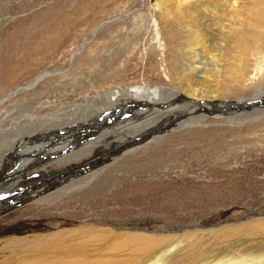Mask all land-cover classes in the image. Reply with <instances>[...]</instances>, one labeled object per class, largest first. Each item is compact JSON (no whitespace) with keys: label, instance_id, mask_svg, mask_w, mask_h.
<instances>
[{"label":"rangeland","instance_id":"374dc122","mask_svg":"<svg viewBox=\"0 0 264 264\" xmlns=\"http://www.w3.org/2000/svg\"><path fill=\"white\" fill-rule=\"evenodd\" d=\"M155 1H167L172 7V21H167L153 6ZM179 1L184 3L185 10H189L185 3L195 6L194 0H0V122L5 120L0 128L9 130L14 118L32 114L24 110L29 107H33L32 112L40 110L47 114L123 84L179 90L169 58L183 42L190 40L184 27L191 24L195 29L199 24L197 19L206 24L213 19L226 21L214 18L212 10L194 13L192 18L186 14L181 20L176 17L175 8ZM254 2L264 7V0H246L243 33L257 43H251L244 53L232 52V57L240 59L237 63L245 61L250 70H262L264 74V19L251 26L248 16L250 11H256ZM177 29L183 33L175 40L172 30ZM253 31L256 32L253 34ZM159 41L163 45H159ZM162 51L164 59H161ZM224 52L230 57L227 48ZM157 57L166 74L148 70L150 60ZM243 90L244 87H238L237 91L232 89L227 93L246 95L251 92L248 88ZM204 94L202 90L196 92L199 97ZM251 107L243 105L238 109L245 111ZM202 111L206 112L205 108H197L198 115L195 112L181 114L182 119L196 114V119L191 118V127L177 121L176 126L171 123L165 128L170 134L179 129L184 133L194 134L195 131L193 136L170 137L169 141L149 144L136 152L119 151L117 146L110 152L104 149L108 144H103L87 153L82 152L81 144L79 150L76 149L79 145L71 146L73 153L61 146L34 156L44 146L29 150L31 145L23 146L24 149L15 145L6 148L19 152L6 156L1 153L5 151L1 147L0 169L6 166L0 176L7 174L8 179L4 185L0 184L4 189L0 195L16 193L20 198L16 207L10 205L3 213L0 211V233L92 223L116 230L170 235V239L178 235L182 240L187 239V243L230 247L234 241L225 238L221 229L264 217V115H243L247 119L242 123L236 121V115L231 112L227 114L229 117L218 113L217 117L210 113L213 111H207L208 120ZM77 117L76 114L71 119ZM255 121L260 125L253 124ZM135 147L139 148V144ZM15 155L26 156L17 157L9 164ZM57 159L59 163L54 162ZM88 172H97L91 181ZM78 175V179L80 175L82 178L71 185L74 182L71 179ZM105 179L109 180L108 184L104 183ZM95 182L98 186L92 187ZM80 183L87 186L79 192L71 191ZM65 189L66 197L61 195ZM27 194L32 198L25 199ZM43 198V203L36 202ZM187 233L197 234L201 239H189L190 236H185ZM252 240L235 243L243 246ZM255 240L254 245L262 239ZM186 250L178 249L179 257Z\"/></svg>","mask_w":264,"mask_h":264},{"label":"bare ground","instance_id":"6f19581e","mask_svg":"<svg viewBox=\"0 0 264 264\" xmlns=\"http://www.w3.org/2000/svg\"><path fill=\"white\" fill-rule=\"evenodd\" d=\"M192 2L195 6L191 7L190 3H185V7L189 9L185 10L183 9L184 3L182 4L179 1L175 7L177 11H175L176 17L181 19L185 18L186 14L191 16L194 13L200 14L201 12H206V10H212L215 13L214 18L218 17L220 20L224 18L226 21H216L213 19L212 23L206 24L205 22H199L200 20L196 18L197 20L195 21L199 24L195 29L190 27V23L189 26L187 24L184 27V32H188L187 37L190 40L187 39L183 42L182 46L178 47V50L173 51L172 58H169V63L173 65L171 70L174 71L179 90H169L167 87L161 86L152 87L150 84V86L143 87L123 84L99 94L88 96L75 104L63 107L58 111L48 112L47 114H42L40 110H37L39 112L36 110L32 112L31 109L33 107H29V109L24 110H27L26 113L32 114L23 113L24 115L21 114L23 116L22 119H15L13 117L14 125L9 130L0 128V148L2 147L4 148L3 151L5 150L1 153H5L6 156H10L15 152L18 153L19 151L17 150L10 149L8 151L7 149L15 145V147L22 148L23 146L27 147L31 145L29 150H36L35 148L44 146L45 149H40L34 154L35 156L41 152L46 154L47 150L61 146H64V149L68 147V150L71 151L73 149L71 146L76 147L79 145L76 148L79 150L81 144H83V148L81 147L80 149H83L82 152L87 153L91 149H96L97 145L101 147L103 144H108L104 149L110 150V152L116 146V149L119 151L127 153L133 150V152H136L149 144L154 146L164 140L168 139L169 141L170 137L174 138L175 136L182 137L186 135L185 137L188 138L193 136L195 131L194 134L191 131L184 133L183 129H179L180 131L177 133L171 131L172 133L170 134L165 131V128L171 123H175L174 126H176L177 121H180V125L191 127V123L193 122L191 118H195L196 114L198 115L196 113L197 108H205L206 112L213 111L210 113L217 117H219L216 115L217 113L221 116H227L231 112V115H236L235 120L238 122L247 119L243 115L246 117L258 114L264 115V74L262 70H250L245 61L237 63L236 61L240 59L232 57L234 56L232 52L236 53V55L244 53L250 48L251 43H257L256 40L250 41L249 37L247 38L243 33V24L246 21V18H243L246 0H208L207 4L198 3L196 0ZM153 6L160 10L167 21L174 19L173 14L171 15L170 13L172 7L167 4V1H155L153 2ZM253 6L256 11L255 13L250 11L248 16L252 20L251 26H256L258 22L264 19L262 15L264 7L259 3H255ZM251 10L253 9L251 8ZM214 25L216 26L214 27ZM180 31L182 30H172L175 40H178L182 35L183 32ZM255 32L253 31V34ZM210 36H212V39ZM257 36L255 34L254 39ZM158 43L159 45L162 44L160 41ZM224 48H227L228 52L230 51L228 54L230 57L225 55ZM157 58L156 60H150L148 70L153 73L163 71L166 74L167 72L159 64L160 60L165 58L164 53L161 54V59ZM262 68H264V64ZM238 87H244V90L248 88L251 92H248L246 95L243 93L239 94V92H236L237 94L227 93V91L229 92L232 89L233 91H237ZM199 90H202L205 94L200 97L197 96L196 92ZM230 96L232 97L231 99H225ZM243 105H252V107L250 110L246 109L245 111L238 109ZM235 108L237 109L236 111L233 110ZM69 109L70 111H68ZM187 112L188 114L192 112L196 114L182 119L181 114ZM206 112L202 111L201 114L208 118ZM76 114L78 116L77 119L72 120L71 117ZM49 116H51V120L47 121ZM21 120L24 122L21 123ZM162 120H169L170 122L162 123L160 122ZM256 121L253 124L260 125ZM1 122L3 123L5 120ZM1 125L0 127H2ZM146 140L148 141L146 142ZM138 144L139 148H136L135 145ZM59 150H63V148ZM92 153L94 152L91 151ZM1 155L3 156V154ZM24 156L26 155L19 157L16 155L15 157L12 156L11 158H14H10L9 164L13 163L12 161L17 159V157L21 158ZM113 160L116 162L115 159ZM54 162H58V159ZM105 162L110 163L112 160H105ZM4 167L0 169V172L5 171ZM2 173L5 174L4 172ZM96 174L97 172H94V174L88 172L87 177L91 181L95 178ZM7 176V174L0 176V184H5L4 181L6 182L8 179ZM78 177L79 175L72 179L70 178L74 181L71 185H75L82 178L81 175L79 179ZM108 181V179H105L104 183ZM69 183L67 182V184ZM86 186L80 183L78 186L73 187L71 191L77 189L76 192H79ZM94 186H98L97 183L92 187ZM1 191H4L3 186H0ZM0 194L2 195V193ZM66 194L67 189L61 193L65 197L67 196ZM1 195V212L8 209L10 205L12 208L18 205L20 197L16 196V193L14 195L10 194L11 196L9 194V196H4V194L2 197ZM24 196H26L24 197L25 199L32 198L28 194ZM44 201V198L36 200L39 203H43ZM221 230L225 238L227 237L234 241L230 247L226 244L223 247L222 245L216 246L215 243L210 246L203 245L202 242L187 243V239L182 240L178 235L170 239V235L151 234L145 230H116L112 226H98L92 223H73L72 225L67 224L60 228L37 231L21 230L10 232L7 230L0 233V264H138L144 259L143 264H264V217L245 221V223H238ZM189 233L185 234L186 237L190 236L189 239H201V236L198 237L197 234L191 233L190 235ZM262 235L263 237H260ZM248 238L253 240L243 246L235 243L242 239L245 242ZM256 238L262 240L258 241L259 244L254 245ZM163 248L165 250L161 251ZM183 248H187V252L185 253L184 251V255L179 257V252L177 251Z\"/></svg>","mask_w":264,"mask_h":264}]
</instances>
